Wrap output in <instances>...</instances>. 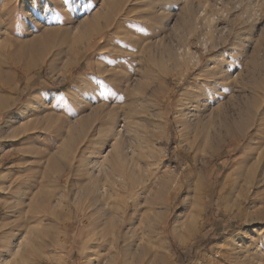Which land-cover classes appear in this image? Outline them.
Returning <instances> with one entry per match:
<instances>
[{"label":"rangeland","instance_id":"374dc122","mask_svg":"<svg viewBox=\"0 0 264 264\" xmlns=\"http://www.w3.org/2000/svg\"><path fill=\"white\" fill-rule=\"evenodd\" d=\"M263 101L264 0H0V264H264Z\"/></svg>","mask_w":264,"mask_h":264},{"label":"bare ground","instance_id":"6f19581e","mask_svg":"<svg viewBox=\"0 0 264 264\" xmlns=\"http://www.w3.org/2000/svg\"><path fill=\"white\" fill-rule=\"evenodd\" d=\"M94 24V23H93ZM108 26H109V24H108ZM107 26V27H108ZM106 27V29H108ZM97 30V29H96ZM207 64V63H206ZM196 65V64H195ZM253 71V70H252ZM224 72V71H223ZM225 72H226V70H225ZM223 73H222V71L221 70H218V71H215L214 73H213V75L211 74V76H212V84L211 85H213V86H211V85H208V87L209 86H211L212 87V90H209V92H207V93H204L203 92V95H201L200 96V98H199V100H198V102H197V104H199L200 106H201V116H202V113H203V119L205 118V114L208 112V110H209V107L212 105V104H214L213 102H214V100L215 99H217V96H221V94H222V92L226 89V88H228L229 86H227V83L230 81H228V82H226V80L227 79H225V78H223V75H222ZM227 77V76H226ZM205 78V77H204ZM236 78V77H235ZM241 78V77H240ZM236 81V80H235ZM207 87V88H208ZM214 88V89H213ZM204 89V88H203ZM210 89V88H209ZM207 91V90H206ZM205 91V92H206ZM222 91V92H221ZM195 99V98H194ZM221 100V99H220ZM264 102V101H263ZM194 104H196V103H194ZM196 104V105H197ZM215 108V107H214ZM213 107H212V109H214ZM200 111V110H199ZM219 111H221V110H219ZM264 111V110H263ZM144 112V111H143ZM259 112V111H258ZM192 113H194V112H192ZM248 113V112H247ZM264 113V112H263ZM196 114V113H195ZM223 113H221V115H222ZM218 115V114H217ZM198 116V115H197ZM219 116V115H218ZM217 116V117H218ZM227 116V115H226ZM241 116V118L239 119V121H236V122H233L231 125H228L227 123H225V124H227L226 126L224 125V129H223V135H224V137H226V135H228V133H229V130L231 129V126H234V128L235 129H238V130H243L244 129V127L245 126H247V123H248V120L246 119L247 118V115L245 114V117H243V115H240ZM200 117V116H199ZM212 117V116H211ZM221 117V116H220ZM195 118V117H194ZM198 118V117H197ZM209 118V117H208ZM219 118V117H218ZM225 118V117H224ZM223 118V119H224ZM226 119V118H225ZM224 119V120H225ZM264 119V118H263ZM198 120V119H197ZM199 120H201V119H199ZM210 120V119H209ZM220 120V119H219ZM223 120V121H224ZM191 121V120H190ZM226 121V120H225ZM228 121V120H227ZM211 122H212V120H210V121H206V120H204V122L202 123V122H197V123H194L193 124V129H194V132L197 134H199V135H201L203 138H205V139H207V141L208 142H210V143H213L214 142V135H219L218 133H217V131H216V129L215 128H213L214 126V124H211ZM217 122V121H216ZM222 122V121H221ZM89 124V123H88ZM190 126V128H191V125H189ZM223 127V126H222ZM221 129V128H220ZM220 129H218V130H220ZM219 132V131H218ZM222 134V133H221ZM259 134H261V132H259ZM262 135V134H261ZM259 136V135H258ZM227 138V137H226ZM226 138H224V140H227ZM223 139V138H222ZM204 140V139H203ZM259 140V139H258ZM260 141V140H259ZM263 141H264V138H263ZM203 142V141H202ZM206 142V141H205ZM204 142V143H205ZM73 144V143H72ZM209 144V143H208ZM192 150V149H191ZM262 157V156H261ZM260 157V158H261ZM115 158H116V163L118 164L119 163V165H121L123 162H122V160L120 159V158H118V156H115ZM260 158H258V156H257V158L255 159V162H254V167H253V169H252V175H256V173H257V171H258V173H259V169L261 168V162H260ZM250 159H253L252 158V155L251 154H249V155H246L245 157H244V162L243 163H249V160ZM114 161V160H113ZM262 161V160H261ZM113 163V162H112ZM117 166V165H116ZM113 167V166H112ZM118 167V166H117ZM251 169V168H250ZM249 172V171H248ZM115 173V172H114ZM248 174H250V173H248ZM250 176V175H249ZM121 176H119V178H120ZM250 181H248V183H249ZM247 183V184H248ZM255 183H257V182H255ZM252 185V183H250V185L249 186H251ZM161 192H163V191H161ZM188 197V196H187ZM189 199V198H188ZM185 201H187V202H189L188 200H186L185 199ZM184 206H187L186 204L184 205ZM224 206H225V204H224ZM226 207V206H225ZM230 208V207H229ZM108 224L110 223V220H108V222H107ZM152 225V224H151ZM177 227V226H176ZM192 229V228H191ZM187 231V230H186ZM191 234V233H190ZM150 243L149 245H148V247H147V245L145 246V247H143V248H141L140 250L139 249H137V251H135L133 254V260L136 262V264H143V262L145 261L144 260V258L146 257V255H148V253H150L151 251H153V250H155V249H157L159 246H158V242H156V240H155V238L153 237V235L152 234H150V236H148V241H147V243ZM104 252V251H103Z\"/></svg>","mask_w":264,"mask_h":264}]
</instances>
